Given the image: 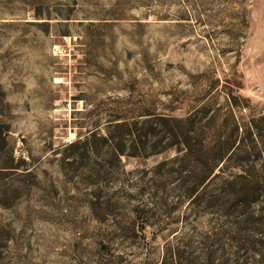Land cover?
Listing matches in <instances>:
<instances>
[{"label":"rangeland","instance_id":"obj_1","mask_svg":"<svg viewBox=\"0 0 264 264\" xmlns=\"http://www.w3.org/2000/svg\"><path fill=\"white\" fill-rule=\"evenodd\" d=\"M0 264H264V0H0Z\"/></svg>","mask_w":264,"mask_h":264}]
</instances>
